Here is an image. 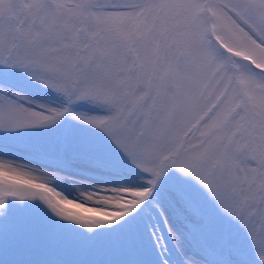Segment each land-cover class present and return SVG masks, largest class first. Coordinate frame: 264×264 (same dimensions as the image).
I'll return each instance as SVG.
<instances>
[{
  "label": "snow or ice",
  "instance_id": "1",
  "mask_svg": "<svg viewBox=\"0 0 264 264\" xmlns=\"http://www.w3.org/2000/svg\"><path fill=\"white\" fill-rule=\"evenodd\" d=\"M0 264H264V0H0Z\"/></svg>",
  "mask_w": 264,
  "mask_h": 264
}]
</instances>
